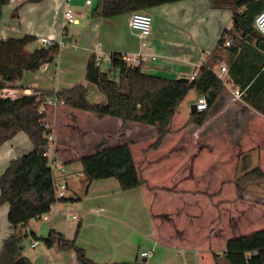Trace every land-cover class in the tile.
Returning a JSON list of instances; mask_svg holds the SVG:
<instances>
[{"label": "crops", "instance_id": "crops-1", "mask_svg": "<svg viewBox=\"0 0 264 264\" xmlns=\"http://www.w3.org/2000/svg\"><path fill=\"white\" fill-rule=\"evenodd\" d=\"M85 1L72 0L69 3L68 7L74 15L75 22L66 28L62 26L61 11L55 9L53 0H9L8 4L2 8L0 40L20 38L23 35L34 36L37 40L28 47L30 51L40 46V37L48 36L51 40L64 45L52 64L42 66L36 73H25L21 81L14 83V89H10L11 91L21 94L23 91L27 94L33 91L55 93L78 84L85 86L88 90L91 84L85 80V67L95 45H98V51L102 57L111 54L142 53L143 61L140 67L145 74L165 79L186 78L189 80L202 66V61L208 54L216 51V43L221 32L231 27L232 23L231 11L210 8V0H185L154 7L146 13L151 16L152 22H154L152 13L155 19L160 18L161 24L157 26L158 30L152 25L151 34L145 40V46H142L138 37L128 26L130 15L92 19L90 13L97 1L90 0L91 5L89 6L85 5ZM216 61L215 69L218 72L213 67L215 74L220 72L219 69L222 66L228 68L229 57L227 60L218 58ZM231 87L237 86L232 82L226 84L229 92ZM93 90H95L94 86L91 91ZM94 93L95 99L90 102L104 104L105 99L96 90ZM195 97L196 94L193 92L189 99L191 104L188 115L186 114L184 118L180 117L182 122L184 120L183 126L188 124L191 114H197L195 110L194 112L191 110L198 99ZM244 104L247 109L244 112L241 111L240 114L244 113L249 117L263 115L246 103ZM180 119H178L179 123ZM96 120L101 122L100 124L113 122L118 129L123 130L119 133L121 137L112 142L107 134L101 136H104L109 147L119 144L129 146L144 185L123 192L117 181L109 178L90 182L84 193L86 183L78 161L81 156H74L73 159L63 162L62 175L68 185L69 195L73 197L67 202H69V208L76 213L72 215L77 217V221H74V224L65 223L63 216L66 215L61 212L64 205L59 204L58 211H52L54 216L48 223V232L53 230L61 233L68 241L75 240V244L85 251L87 258L92 262L119 264L145 260L149 264L148 259L157 257L153 264H191L193 250L188 247L189 243L183 235L190 237L191 246L196 247L194 245L199 243L194 242L193 236L182 230V226H173L174 229L170 227L171 231H167L164 230L166 222L164 224L159 222L156 225L154 221L158 219V215L153 210H163L162 214H177V217L173 218L175 221L184 219L179 216L180 212L177 208L176 210L167 208L165 204L162 205L157 200L163 196V198H172L170 195L173 194H168V192L173 190L179 194L184 193L183 197L189 198L194 197L193 193L198 195L197 192L215 190L217 197L229 202L232 211L240 207L246 208L247 213L253 218L248 223L247 229L241 227L238 219L232 224L230 219L228 220V225H230L228 228L232 227V231L241 233L233 236L247 235L264 229V180L248 182L244 185L238 183V180L253 168L259 167L264 173V166L258 160L250 162L239 159L237 164L231 161L222 163L218 153L213 150L208 151V146L203 147V144L195 143L187 147L181 143L182 141L167 140L178 138L177 134L181 133V129L176 134L171 130L172 133L166 135L165 141L154 149L152 145L156 135L153 131L148 136L150 142H146L145 136L140 137L153 127L135 123H126L122 126L120 120L112 118H97ZM173 120L177 118L175 119L174 116ZM133 129H137V132ZM133 134L136 135L135 140L130 139ZM137 145H142V147L138 148L140 158L137 157L136 160L134 153ZM30 150L31 144L24 133H18L2 144L0 146V175L9 161ZM204 150L208 152L203 153ZM56 152L59 155L58 147ZM207 155L214 157H208L204 163L205 159L202 157L206 158ZM198 159H200V166L194 164ZM188 162L190 169L187 175H182L180 172L184 171ZM175 165H177L176 169ZM189 210L192 213L193 210ZM7 212L8 206L0 205V237L3 238L0 241V247L10 235L6 219ZM243 212H246L245 209ZM170 225L172 226V223ZM30 232L36 235L34 229ZM32 241L29 243V248L34 253H26L22 248V255L33 264H77L73 251L62 252L56 246L47 248L41 241L31 248ZM226 241L223 244L224 249ZM40 243L43 247L38 249ZM172 251H178V256L182 259L180 262L171 261ZM142 252H147L149 257H140ZM180 252L182 255H179Z\"/></svg>", "mask_w": 264, "mask_h": 264}, {"label": "trees", "instance_id": "trees-1", "mask_svg": "<svg viewBox=\"0 0 264 264\" xmlns=\"http://www.w3.org/2000/svg\"><path fill=\"white\" fill-rule=\"evenodd\" d=\"M180 1L185 0H97L90 17L108 19L131 15ZM8 2L0 0V17ZM210 8L232 13L231 27L221 32L216 43V51L224 50L229 57L223 82L213 72V62L218 60L216 55L211 58L208 54L195 77L187 82L145 74L140 65L124 64L119 54H111L110 67L95 66L94 55H91L85 67V80L105 99L104 104L90 102L88 90L81 84L55 93L33 91L15 99L0 97V146L18 133H24L31 144V150L9 161L0 175V205L8 206L6 219L11 230L0 248V264H33L22 255L28 236L40 240L47 248L56 246L62 252L73 251L77 264H96L87 258L75 240L68 241L61 233L50 230L45 237L39 238L25 231L29 221L48 214L55 201L52 172L48 159L42 156L48 132L41 129V121L47 115L39 113L38 109L45 98L55 96L70 111L88 113L98 119H117L122 126L135 123L153 127L157 132L154 149L164 142L173 116L191 91L206 100L204 112L191 114L199 126L207 111L216 110L229 82L243 90L241 100L246 105L264 115V37L253 27L254 18L264 9V0H210ZM228 39L232 42L226 47ZM36 40L31 35L0 40V92L14 89V83L21 81L25 73H36L42 66L55 61L60 50L58 42L51 41L28 50ZM78 161L86 183L84 193L90 182L109 178L115 179L123 192L144 185L127 144L109 147L102 138L93 145L92 153ZM256 180L263 181L264 175L252 170L238 183L244 185ZM222 258L226 264H264V229L228 239Z\"/></svg>", "mask_w": 264, "mask_h": 264}, {"label": "rangeland", "instance_id": "rangeland-1", "mask_svg": "<svg viewBox=\"0 0 264 264\" xmlns=\"http://www.w3.org/2000/svg\"><path fill=\"white\" fill-rule=\"evenodd\" d=\"M92 1L94 2L95 0ZM68 8L70 9V7ZM154 16L152 13L154 21L152 22V25H154V27L158 30L157 26H160L161 19L158 17L155 19ZM213 53L217 55L216 57H218L219 60L228 59V55L224 50H217ZM212 56H214V54H211V58ZM212 67L215 69L216 63L213 62ZM103 68H106V65H103ZM215 70L218 72L217 69ZM91 90L92 86L89 85V101L95 99V90ZM192 93L193 91H191L181 102L178 108L179 113L178 111L176 113L179 114V116H176V114L174 115L175 119L177 118V120H173L172 118L173 121L171 120L167 136L170 134V132L172 133L171 130H173V133L176 134V132L181 129V133L177 134L178 138H169L167 140H172L175 142L182 141L181 143L185 144L187 147H191V145H194L195 143L203 144V147L208 146V151L213 150L214 152L218 153L219 160L222 163H225V161H231L232 163L237 164L239 159L249 160L250 162L258 160L264 166L263 115L258 114L256 117H249L244 113L240 114L241 111L244 112V110L247 109L241 100L242 98L239 101L233 100L229 90L225 88L221 93V101L219 102L216 110L213 112H211V110L207 111V115L201 126L195 124L191 115L190 118H188V124L183 126L184 120L182 122L180 117L184 118L186 117V114L188 115L191 104L189 99ZM29 94L31 93L27 94V92H25V95ZM21 95L22 94H19V96ZM199 97L200 96L196 95L195 99ZM46 112L48 113L47 121L50 126L51 134L54 138L52 149L56 151V148L58 147L59 155H57V152H54V156L57 157V159L62 164L67 159H73L74 156L82 157L92 153L93 145L100 139L104 138V136L101 135L107 134V136H110L108 139L111 140L110 142H112L118 140V138L121 137L119 133L123 131L118 129V126H116L113 122L100 124L101 122L97 121V118L91 114L70 112V110L65 107L54 109L47 108ZM178 119H180V123ZM133 131L137 132V129H133ZM152 131L157 138V132L155 128L152 130H147L145 133H143V135H140V137L145 136L147 138H145L146 142H150L148 136L151 135ZM135 136L136 135L133 134L130 139L135 140ZM137 142L139 143V141ZM140 147H142V145H137L135 149L136 154L134 153V158L136 160L137 157L140 158V153L138 151V148ZM193 150L195 151V149ZM208 151L204 150L203 153ZM208 157L214 156L207 155L206 158L202 157L205 159L203 161L204 163L206 160H208ZM199 162L200 159H198V161L195 160L194 164L196 166H200ZM174 168L176 169L177 165H175ZM141 169H143V167H141ZM189 169L190 163L188 162L186 163L184 171H181L180 173H182V175H187ZM252 170H259L262 172L259 167L253 168ZM262 174L264 175L263 172ZM169 193L173 194L170 195L172 198H163V196L157 199L158 202H161L162 205L165 204L167 208H175L174 210L177 208V211L180 212L179 216H182L184 219L181 218L180 220L175 221L173 218H175L177 214H162L163 210H153V212L158 215V219H154L155 224L158 225L159 222L164 224V222H166L164 230L167 231H171L170 227L174 229L173 226H182V230H185L193 236L195 239L194 242L199 243L194 245L196 247L191 246L190 237H188L186 234L183 235L189 243L188 247L192 248L193 250V259L191 264H226L221 257V254L224 252L223 244L226 239L231 238V236L241 234L235 230L232 231V227L231 229L228 228L230 226L228 225V220L230 219L232 224L238 219L241 227L247 229L248 223L253 219L252 216L247 213L248 210L246 208L240 207L236 208L235 211H232L231 206L228 204L229 202L217 197V195H215V190L197 192L198 195L193 193L194 197L192 198L183 197L185 195L184 193L179 194V192L176 193L175 190L172 192L169 191L168 194ZM189 209L193 210L192 213H190ZM244 209L246 212L242 213ZM61 212L66 215L63 216V219L65 218V223H75L74 220H71V216L74 213L71 208L69 211H66L64 208H62ZM53 216L54 213L50 212L42 216L39 220H30L29 224L25 228V231L29 234L30 231L34 229L37 237H45V234L47 235L49 230L48 223H50V219H52ZM67 217H69V219ZM191 218L194 220L192 219L190 221ZM170 222L172 223V226L170 225ZM190 234L188 235L191 236ZM2 239L3 238L0 237V241ZM32 240L33 238L28 236V238H26L23 243V250L26 253H34V251L29 248V243ZM36 241L40 242V240ZM41 246L42 244L40 243L38 249ZM171 256L172 262H180L182 260L180 256H178V251H172ZM156 259L157 257L148 259V263L153 264L155 263L154 261Z\"/></svg>", "mask_w": 264, "mask_h": 264}, {"label": "built area", "instance_id": "built-area-1", "mask_svg": "<svg viewBox=\"0 0 264 264\" xmlns=\"http://www.w3.org/2000/svg\"><path fill=\"white\" fill-rule=\"evenodd\" d=\"M72 0H53V3L55 5V9H59L62 14V26L64 28L68 27L71 24H74L75 19L74 15L71 12V10L68 8L69 3ZM85 5L89 6L91 5L90 0L85 1ZM128 26L130 30L138 37V39L141 42L142 46H145V40L150 36L151 34V27H152V18L151 16L146 12H135L132 13L129 17ZM253 27L254 29L264 37V9L260 11L253 21ZM40 45H47L49 42L53 41L50 37H40ZM231 39L226 40L225 46L228 47L231 44ZM60 48L64 47V45L61 42H58ZM92 55H94V63L95 66H103L104 63L108 67L111 65V55H108L106 57H102L100 52L98 51V45H95L94 48H92ZM121 61L126 64L127 66H139L143 61V55L142 53H136L134 55H121ZM205 63V59L202 61V64ZM220 72L217 75V77L223 82L226 74L227 69L225 66H222L220 69ZM196 73L192 75V78L195 77ZM18 92L11 91L10 89H3L0 92L1 98H10L15 99L19 96ZM230 94L232 95L233 100H240L243 94V90H240L237 87H231L230 88ZM22 95H25V91L22 92ZM64 107V103L62 101L56 100L55 96L47 97L44 99L43 103L40 105L38 112L39 113H46L47 108H59ZM194 110L197 113L204 112L206 110V100L204 97H199L194 104ZM264 118V117H263ZM41 129L47 133V145L43 149L42 156L48 159L49 166L52 172V178H53V184H54V196L55 201L53 204L50 205L49 213L52 211H58L57 206L59 204L64 205V210L69 211V200L73 199L72 195H69L68 192V185L63 178L62 172H63V164L57 159V157L54 156L55 150L52 149L54 138L51 134L50 126L46 119L41 121ZM69 218V217H68ZM71 220L77 221V217L72 215ZM11 234V230H10ZM37 245V241H32L30 244L31 248H34ZM179 255H182L180 252ZM140 257L146 258L149 257V254L147 252H142L140 254Z\"/></svg>", "mask_w": 264, "mask_h": 264}, {"label": "water", "instance_id": "water-1", "mask_svg": "<svg viewBox=\"0 0 264 264\" xmlns=\"http://www.w3.org/2000/svg\"><path fill=\"white\" fill-rule=\"evenodd\" d=\"M177 80L182 81V82H187L188 81V79H186V78H179ZM191 110H192V112H194V106L191 107ZM142 262H145V260H142Z\"/></svg>", "mask_w": 264, "mask_h": 264}]
</instances>
